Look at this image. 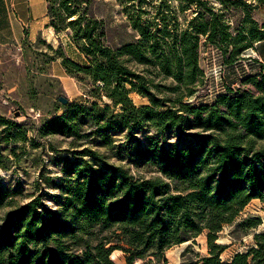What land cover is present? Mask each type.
<instances>
[{
	"label": "trees",
	"instance_id": "obj_1",
	"mask_svg": "<svg viewBox=\"0 0 264 264\" xmlns=\"http://www.w3.org/2000/svg\"><path fill=\"white\" fill-rule=\"evenodd\" d=\"M117 1L121 23L112 25L95 0H46L47 27L65 34L82 62L63 47L51 59L61 58L90 87L84 102L63 104L37 132L83 148L60 158L56 208L37 195L6 213L0 264H117L116 249L127 254L126 264H167L169 248L203 233L207 252L189 246L182 264H264V229L229 259L221 257L228 244L218 242L252 200L264 211V72L242 80L253 88L228 85L213 102L190 100L205 79L201 45L215 46L233 65L264 41V26L246 0H215L242 9L236 27L214 0ZM132 93L149 103L136 105ZM1 124L5 140H27L21 125L3 116ZM129 165L153 166L158 174L137 175ZM20 192L0 183V210ZM262 222L250 217L238 227Z\"/></svg>",
	"mask_w": 264,
	"mask_h": 264
},
{
	"label": "rangeland",
	"instance_id": "obj_2",
	"mask_svg": "<svg viewBox=\"0 0 264 264\" xmlns=\"http://www.w3.org/2000/svg\"><path fill=\"white\" fill-rule=\"evenodd\" d=\"M40 1V0H39ZM215 1V0H214ZM253 18L264 26V6L252 0ZM217 9L222 8L220 3L214 2ZM38 5V19L25 28L29 37L20 45L0 46V116L10 119L27 130V140H5L4 125H0V183L10 188H20L21 192L15 197L13 205L0 210V225L4 222L6 213L16 205L25 203L37 195L49 207L56 208L54 200L61 189L55 182H60L64 176L60 158L72 156L67 149L81 150L83 147H72L70 139L60 135L42 137L37 130L44 119L62 113L64 108L60 96L68 98L70 102H84L90 84L70 74L62 64L61 58L55 49L63 47L65 55H69L82 62V57L70 43L65 34L57 35L54 29L47 27L43 8ZM100 17L110 16L112 25L120 24V4L117 0H95ZM227 19L236 27L243 21L241 8L230 7L225 9ZM190 15L191 12H188ZM127 38H133V31L127 27ZM116 36L117 32H115ZM115 36V35H114ZM261 42V41H260ZM255 42L247 49L241 59L233 65H225L221 51L215 46L201 45V67L205 73L204 83L197 87L196 93L190 100L197 104L213 102L216 97L227 90V86L253 88L252 83L243 84L242 80L249 75L264 72L260 64L259 46L264 51V43ZM53 45L54 48L50 47ZM261 44V45H260ZM259 60V62L257 61ZM136 105L149 103L147 98L137 93L131 94ZM19 115H16V114ZM119 142V141H118ZM55 148V149H53ZM108 156L110 162L119 163L109 150L101 149ZM125 163V162H124ZM137 175L152 176L158 174L153 166H126ZM261 217L263 222L256 228L238 227V223L250 217ZM264 229V211L258 199L252 200L239 213L232 224L224 225L218 233V242L228 244L222 253L223 259H229L239 251H245L253 242L254 234ZM206 233L174 245L166 251L167 264H182L183 253L189 246L195 252H207ZM111 258L117 264H126L127 254L121 249L112 252ZM138 263V261H136Z\"/></svg>",
	"mask_w": 264,
	"mask_h": 264
},
{
	"label": "crops",
	"instance_id": "obj_3",
	"mask_svg": "<svg viewBox=\"0 0 264 264\" xmlns=\"http://www.w3.org/2000/svg\"><path fill=\"white\" fill-rule=\"evenodd\" d=\"M40 3L42 16L48 23L46 0H0V46L20 45L29 37L25 27L38 19ZM257 51L260 62L264 64V51L259 46Z\"/></svg>",
	"mask_w": 264,
	"mask_h": 264
},
{
	"label": "water",
	"instance_id": "obj_4",
	"mask_svg": "<svg viewBox=\"0 0 264 264\" xmlns=\"http://www.w3.org/2000/svg\"><path fill=\"white\" fill-rule=\"evenodd\" d=\"M60 101L64 104H66L68 102V98L64 97V96H60ZM16 115H19L18 113Z\"/></svg>",
	"mask_w": 264,
	"mask_h": 264
}]
</instances>
